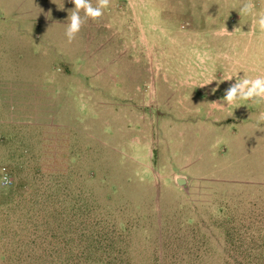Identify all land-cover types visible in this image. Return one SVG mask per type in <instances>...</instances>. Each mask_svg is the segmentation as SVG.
Instances as JSON below:
<instances>
[{"label": "rangeland", "instance_id": "1", "mask_svg": "<svg viewBox=\"0 0 264 264\" xmlns=\"http://www.w3.org/2000/svg\"><path fill=\"white\" fill-rule=\"evenodd\" d=\"M239 7L111 0L69 43L70 0H0V264H264V104L212 92L264 76Z\"/></svg>", "mask_w": 264, "mask_h": 264}, {"label": "clouds", "instance_id": "2", "mask_svg": "<svg viewBox=\"0 0 264 264\" xmlns=\"http://www.w3.org/2000/svg\"><path fill=\"white\" fill-rule=\"evenodd\" d=\"M70 2L74 4V8L69 11L70 15H68V24L65 31V36L69 43L76 39L88 19L92 21L100 19L104 15V11L111 5V0H97L95 6H93L91 0H70ZM238 11L242 16L253 17V24L261 33H264V11L256 10L254 0H240ZM81 12H83V16H81ZM233 77H236V82L231 83L225 89V94L222 97L224 103L234 105L238 101H252L257 105L264 104V76L249 78L244 75L243 77H239L237 73L236 76H229L227 79L217 81V86L212 89V92L215 93L220 83L231 81ZM213 81L216 80L214 78L209 79L205 85H209ZM205 85H202V87ZM259 120L264 121V112L260 114ZM11 183L12 181L7 175V169H0V186L6 188Z\"/></svg>", "mask_w": 264, "mask_h": 264}, {"label": "water", "instance_id": "3", "mask_svg": "<svg viewBox=\"0 0 264 264\" xmlns=\"http://www.w3.org/2000/svg\"><path fill=\"white\" fill-rule=\"evenodd\" d=\"M177 182H178V184H180V186H183V184H184L182 179L177 180Z\"/></svg>", "mask_w": 264, "mask_h": 264}, {"label": "built area", "instance_id": "4", "mask_svg": "<svg viewBox=\"0 0 264 264\" xmlns=\"http://www.w3.org/2000/svg\"><path fill=\"white\" fill-rule=\"evenodd\" d=\"M8 186H9V185H8ZM8 186H7V187H8ZM0 188H5V187H3V186H0Z\"/></svg>", "mask_w": 264, "mask_h": 264}, {"label": "crops", "instance_id": "5", "mask_svg": "<svg viewBox=\"0 0 264 264\" xmlns=\"http://www.w3.org/2000/svg\"><path fill=\"white\" fill-rule=\"evenodd\" d=\"M182 179V178H181ZM177 180H179V179H177ZM183 180V182L185 183V180L184 179H182Z\"/></svg>", "mask_w": 264, "mask_h": 264}]
</instances>
